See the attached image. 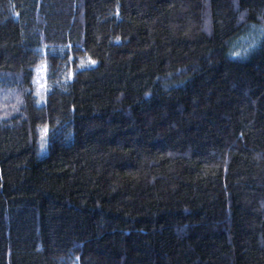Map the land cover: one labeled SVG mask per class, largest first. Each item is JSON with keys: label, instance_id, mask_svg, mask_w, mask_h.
I'll use <instances>...</instances> for the list:
<instances>
[{"label": "trees", "instance_id": "obj_1", "mask_svg": "<svg viewBox=\"0 0 264 264\" xmlns=\"http://www.w3.org/2000/svg\"><path fill=\"white\" fill-rule=\"evenodd\" d=\"M74 259L264 264V0H0V264Z\"/></svg>", "mask_w": 264, "mask_h": 264}, {"label": "rangeland", "instance_id": "obj_2", "mask_svg": "<svg viewBox=\"0 0 264 264\" xmlns=\"http://www.w3.org/2000/svg\"><path fill=\"white\" fill-rule=\"evenodd\" d=\"M248 39H244L243 41L246 42ZM39 51V60L36 65L33 67V92L36 96L37 104L42 105L46 100L47 94V85H46V72H47V61L45 59V49L41 48ZM85 61V60H83ZM95 61V60H91ZM91 61H85V65H95V63H91ZM5 99V97H3ZM39 145L44 150L45 147V137L43 135V131L40 133L39 136ZM70 264H78V262L74 259L70 261Z\"/></svg>", "mask_w": 264, "mask_h": 264}, {"label": "snow or ice", "instance_id": "obj_3", "mask_svg": "<svg viewBox=\"0 0 264 264\" xmlns=\"http://www.w3.org/2000/svg\"><path fill=\"white\" fill-rule=\"evenodd\" d=\"M92 63L94 64V63H95V61H92Z\"/></svg>", "mask_w": 264, "mask_h": 264}]
</instances>
